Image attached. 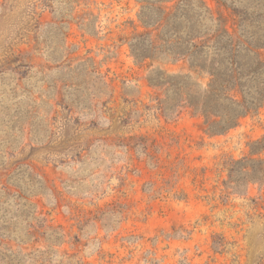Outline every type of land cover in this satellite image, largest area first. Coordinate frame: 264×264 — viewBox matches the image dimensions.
<instances>
[{
    "label": "rangeland",
    "instance_id": "obj_1",
    "mask_svg": "<svg viewBox=\"0 0 264 264\" xmlns=\"http://www.w3.org/2000/svg\"><path fill=\"white\" fill-rule=\"evenodd\" d=\"M203 1L0 0V264H264V105L211 134L151 81L207 86L221 16L264 44V0Z\"/></svg>",
    "mask_w": 264,
    "mask_h": 264
},
{
    "label": "trees",
    "instance_id": "obj_2",
    "mask_svg": "<svg viewBox=\"0 0 264 264\" xmlns=\"http://www.w3.org/2000/svg\"><path fill=\"white\" fill-rule=\"evenodd\" d=\"M202 3L206 4L203 0ZM230 21L232 31L227 27ZM239 25L240 21L235 17L221 16L219 30L213 38L218 50L216 57L211 62L193 59L192 66H198L210 74L207 86L195 89L193 86L199 84L193 82L191 76H165L161 70L159 72L164 74L163 78H151L154 86H166L167 90H172L179 99L200 112L207 125L205 131L211 134L228 131L237 126L250 110L264 105V60L259 53L264 44L243 38ZM192 45L201 48L203 44ZM183 49L180 53H193V50ZM243 50L254 51V59L243 62L238 58ZM250 147L248 156L234 163H243L240 173L248 181L261 180L264 177V158L261 155L264 151V136L253 141Z\"/></svg>",
    "mask_w": 264,
    "mask_h": 264
}]
</instances>
